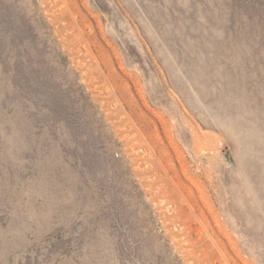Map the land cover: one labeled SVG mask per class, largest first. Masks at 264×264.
Returning <instances> with one entry per match:
<instances>
[{
	"label": "rangeland",
	"instance_id": "374dc122",
	"mask_svg": "<svg viewBox=\"0 0 264 264\" xmlns=\"http://www.w3.org/2000/svg\"><path fill=\"white\" fill-rule=\"evenodd\" d=\"M0 264H264V0H0Z\"/></svg>",
	"mask_w": 264,
	"mask_h": 264
}]
</instances>
